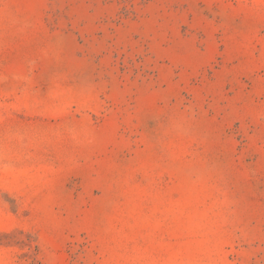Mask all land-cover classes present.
<instances>
[{
	"label": "rangeland",
	"instance_id": "1",
	"mask_svg": "<svg viewBox=\"0 0 264 264\" xmlns=\"http://www.w3.org/2000/svg\"><path fill=\"white\" fill-rule=\"evenodd\" d=\"M0 264H264V0H0Z\"/></svg>",
	"mask_w": 264,
	"mask_h": 264
}]
</instances>
